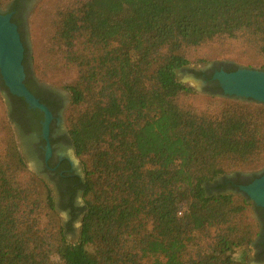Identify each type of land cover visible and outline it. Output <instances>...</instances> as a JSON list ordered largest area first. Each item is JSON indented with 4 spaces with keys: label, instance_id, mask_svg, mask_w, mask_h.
Instances as JSON below:
<instances>
[{
    "label": "trees",
    "instance_id": "trees-1",
    "mask_svg": "<svg viewBox=\"0 0 264 264\" xmlns=\"http://www.w3.org/2000/svg\"><path fill=\"white\" fill-rule=\"evenodd\" d=\"M56 38L77 68L64 88L82 174L59 200L47 188L48 211L70 216L53 244L37 227L42 180L22 181L21 156L0 148V264H54L53 253L62 264H248L233 255L259 235L252 203L217 180L263 164L264 103L225 99L215 114L198 111L177 72L187 51L218 38L264 61V0H83L60 13ZM2 87L0 77V130L11 121ZM77 219L71 242L65 229Z\"/></svg>",
    "mask_w": 264,
    "mask_h": 264
},
{
    "label": "rangeland",
    "instance_id": "rangeland-1",
    "mask_svg": "<svg viewBox=\"0 0 264 264\" xmlns=\"http://www.w3.org/2000/svg\"><path fill=\"white\" fill-rule=\"evenodd\" d=\"M31 7L28 12L26 22V41L28 45L27 64L30 72L43 84L57 90L67 99L64 113L62 114V124L64 129L66 127V114L70 104V93L64 86L73 83L77 79V68L74 64L70 63L65 57V47L56 38V29L58 26L59 15L62 11L70 8H78L83 0H30ZM3 5V4H2ZM186 53V52H185ZM190 58V64L180 69L177 72V78L182 83L191 86L197 92L195 96H188L184 98L185 103L198 111H204L208 114H215L222 106L225 99H232L242 102H249L245 100H238L222 95V90L218 93H213L204 87L196 88L191 81V76H195L196 72H205L208 68L214 69L212 76L218 69L216 67L221 65L239 67H248L262 70L260 64L264 61L255 51L254 47L248 44H241L226 38H218L212 42L204 44L199 49L189 50L186 53ZM196 77V76H195ZM200 79V78H198ZM201 80V79H200ZM217 81V80H216ZM218 82V81H217ZM4 99L5 94L3 93ZM7 107V104H6ZM4 112V108L0 107V115ZM3 129V130H2ZM0 130V148L15 149L17 154L21 156L24 162V168L20 171L22 181L27 182L29 177H37L42 180L36 186V195L39 200V210L41 217L39 225L50 237L49 241L53 244L56 240L53 238L57 236V231L60 226L66 227L70 221L68 211L61 209L57 205L55 213H50L46 208L45 196L47 188L50 194L56 200H59V195L54 185L47 179L41 178L37 175L38 170L35 168L33 156L26 153L22 149L17 134L15 133L14 125L10 121L9 125L4 124ZM66 151L71 158L76 170L81 175L82 166L80 160L76 157L72 147H66ZM264 170V160L261 166L255 169H241L233 170L226 173V176L237 174V176H246L256 174L255 178L259 177L261 171ZM257 176V177H256ZM253 180V179H252ZM251 180V181H252ZM250 181V182H251ZM249 183V182H248ZM241 194L240 192H237ZM248 199L244 194H241ZM78 201L82 204V199L79 196ZM249 200V199H248ZM250 201V200H249ZM251 202V201H250ZM252 203V202H251ZM254 204L250 207L251 218L257 220V214L254 210ZM258 221V220H257ZM80 221L74 220L71 222V229H65L67 239L74 242L79 237ZM256 237L254 238V240ZM254 240L249 246V249L243 251L236 249L234 257L239 260H245L248 264H264L258 263L255 260L254 254ZM205 243L207 238H204ZM51 260L54 264H62L58 256L51 254ZM143 264H149L146 260Z\"/></svg>",
    "mask_w": 264,
    "mask_h": 264
},
{
    "label": "flooded vegetation",
    "instance_id": "flooded-vegetation-1",
    "mask_svg": "<svg viewBox=\"0 0 264 264\" xmlns=\"http://www.w3.org/2000/svg\"><path fill=\"white\" fill-rule=\"evenodd\" d=\"M30 7V0H10L0 5V13L10 15V20L17 26L20 40L24 47L22 63L25 76L23 83L51 112L52 118L48 126L47 135L44 134L43 129L44 113L38 108L31 107L22 96L11 93L0 75L4 84L2 92L5 94L11 121L22 149L33 156L35 168L38 170L37 175L49 180L54 185L60 199L61 192L67 191L70 178L72 176L80 177V174L66 151L67 146L72 147L68 133L62 124V114L64 113L67 99L57 90L41 83L30 72L27 64L26 22ZM216 68L226 71L230 67L221 65ZM214 69L208 68L203 73H195L197 78L204 81V87L208 90L218 84L216 79L212 78L211 73ZM197 73H200V75H197ZM48 146L50 147L49 154H47ZM255 175L237 176V174H234L226 176L225 179L219 177L217 181L225 184V192L236 193L240 185L247 184L255 178ZM65 196L68 197L67 194ZM73 204L80 206L77 198H74ZM254 210L260 226L259 235L254 240L255 260L258 263H264V208L254 206Z\"/></svg>",
    "mask_w": 264,
    "mask_h": 264
},
{
    "label": "water",
    "instance_id": "water-1",
    "mask_svg": "<svg viewBox=\"0 0 264 264\" xmlns=\"http://www.w3.org/2000/svg\"><path fill=\"white\" fill-rule=\"evenodd\" d=\"M24 47L17 26L11 22L10 15L0 13V75L9 91L22 96L34 108L44 113L43 129L47 135L52 115L47 106L41 103L23 83L25 76L22 63ZM213 79L218 81L222 95L238 100L264 103V70L239 67L234 71H216ZM195 87L200 89L204 81L191 76ZM49 154L50 147H47ZM238 191L255 205L264 208V170L259 177L240 185Z\"/></svg>",
    "mask_w": 264,
    "mask_h": 264
},
{
    "label": "built area",
    "instance_id": "built-area-1",
    "mask_svg": "<svg viewBox=\"0 0 264 264\" xmlns=\"http://www.w3.org/2000/svg\"><path fill=\"white\" fill-rule=\"evenodd\" d=\"M181 212H182V209L179 208V209H178V214H181Z\"/></svg>",
    "mask_w": 264,
    "mask_h": 264
}]
</instances>
